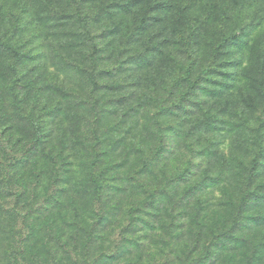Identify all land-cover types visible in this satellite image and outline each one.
I'll list each match as a JSON object with an SVG mask.
<instances>
[{
  "label": "rangeland",
  "instance_id": "374dc122",
  "mask_svg": "<svg viewBox=\"0 0 264 264\" xmlns=\"http://www.w3.org/2000/svg\"><path fill=\"white\" fill-rule=\"evenodd\" d=\"M105 5H109L106 27L94 20L91 23L97 26V44L105 47L113 38L118 46L101 53L100 68H113L115 73L99 78L105 85H119L116 91L96 88L88 81L84 70L93 66L88 58L92 50L74 34L79 27L68 17L79 6L98 19L99 9ZM181 31L191 36L184 41H192L197 53L193 79L200 85L190 104L192 110L197 109L194 121L203 116L202 111L214 113L217 127H194V121L188 120L190 132L183 137L174 134L164 144L156 136L157 127L152 126L151 136L142 114H123L126 99L120 104L118 99L134 92L130 103H135L136 96L149 87L159 89L163 98L167 96L159 74L172 84L166 73L175 69L176 62L171 69L159 67L156 61L152 69L142 56L136 58L132 48H149L158 56L160 42ZM224 34L230 36L228 62L202 77L212 62L211 48H204L205 44L221 42ZM148 50L142 49V54ZM177 62L180 74L188 56ZM250 77L256 78L250 82ZM49 82L55 84L50 93L46 89ZM37 88L43 95L38 104ZM14 94L22 100L21 115L13 107ZM1 101L6 117L0 121V264H127V255L117 261L111 255L123 239L121 229L128 223L130 207L144 199V190L138 185L142 181L150 189L159 193L169 189L175 196L182 195L189 184L209 183L211 187L187 197L185 206L194 216L196 197L207 205V225L212 229L205 237H209L230 217L229 207L221 200L227 195V200L237 199L243 193L239 186L247 183L243 174L264 146V0H0ZM41 122L45 131H51L43 144L58 163L56 182L50 156L38 147L32 149ZM159 145L174 151L166 169L157 167L152 176L145 177L138 172L142 151ZM104 169L113 195L97 199L90 173ZM184 169L191 173L186 182L176 185L171 178ZM259 169L258 181L263 183L264 155ZM37 173L42 174L41 185L34 183ZM16 183L26 189L16 188ZM112 185L126 190L120 192ZM262 199L254 208L262 220L254 222L253 229L246 230L249 233L245 231L253 242L264 240V194ZM119 205L124 207L122 220L113 214ZM180 206L168 202L154 218V227L144 226V232L128 234L146 243L141 249L148 260L142 264H179L182 249L192 246V235L186 233L174 245L178 250L169 251L174 240L162 228L164 220L170 222L167 209L175 208L174 213ZM103 211L110 218L100 227L95 219ZM144 233L153 237L148 240ZM164 251H169V262H165ZM197 252L195 249L194 254Z\"/></svg>",
  "mask_w": 264,
  "mask_h": 264
},
{
  "label": "trees",
  "instance_id": "16d2710c",
  "mask_svg": "<svg viewBox=\"0 0 264 264\" xmlns=\"http://www.w3.org/2000/svg\"><path fill=\"white\" fill-rule=\"evenodd\" d=\"M109 10V5H105L99 9V17L98 19L91 18V15L85 12L82 7L76 6L75 11L68 15L71 20H74L76 25H78L79 30L75 31L74 34L78 35L82 40L87 42L91 47V52L89 53V61L93 66L91 69L84 70L88 81L96 88L104 87L112 90H118L119 85H105L99 81V78L103 77L105 74H113L115 71H112L113 68H100L101 60L103 56L101 53H105L109 47L117 48L118 46H114L112 41L113 38H109V41L104 45L105 47H101L97 44V39L99 34L96 33L95 23H104L106 27V14ZM104 14V15H102ZM108 17V16H107ZM67 18V17H65ZM91 20H94V25L91 23ZM119 23V22H118ZM107 31H112V29L106 28ZM110 36V34H109ZM178 37L180 40H175L174 38ZM190 35H187L184 31L180 32V35H175L172 37H168L160 42V44L156 47L158 56L151 52V49H146L144 47L136 46L132 48L133 53L138 57H143L142 61L144 64L149 65L152 69L158 61V66H166L167 68H171V64L176 62L175 69L168 71L166 75H168L167 79L170 77L173 81L172 84L167 83L163 74H159L160 79L166 83L164 89L167 92V96L163 98L160 95V90L157 88H150L148 91H144L143 95H137L135 103H130V100L133 97L134 92H130L128 94L122 95L118 100L119 104L124 101L126 102V106L123 110V114L129 116H136L138 114H142L145 119L144 126L146 127V131L151 135L154 133L152 126L157 127L156 136L162 143L166 144V141H169L171 137L176 134H179L183 137V135H187L190 132V127L188 126V120L194 121L193 116L196 114V110H192L190 108V104L192 102V98L195 97V90L199 88L200 81L193 79V66L197 62V53L195 52V48L192 47L193 42L184 41L185 39H190ZM230 36L223 35V40L221 42H213L207 41L204 48H211V56L212 62H210L209 67L203 70L202 77L207 75L214 74L216 68L219 65L228 62L226 54L228 52ZM130 43V42H129ZM203 48V47H202ZM113 49V50H114ZM148 50V53L142 54L141 50ZM133 54V55H134ZM115 57L117 54H114ZM188 56V63L181 65L182 71L179 74V62L178 59L182 56ZM226 58V62H224ZM223 62V63H222ZM232 62V60H230ZM99 64V65H98ZM141 67V66H140ZM177 67V68H176ZM172 69V68H171ZM183 72V73H182ZM138 78L143 79L139 74ZM256 77H250V82H252ZM39 80V79H37ZM55 84L49 82L46 89L50 93L51 88H54ZM35 88V87H34ZM123 87H120L122 90ZM34 92L36 95V104L38 101L42 100V94L39 95V88L35 89ZM141 93V92H140ZM242 95V93L240 94ZM239 95V96H240ZM128 99H127V98ZM13 107L16 109V113L21 115L24 112V108L21 105L22 100H20L16 94L12 98ZM59 107H54V109L58 110ZM1 108H4V102L1 101L0 104V121L6 116L2 114ZM115 112L117 110V104L114 103ZM150 108V109H149ZM154 108H157L154 110ZM198 110H203L198 108ZM62 109L59 111L61 112ZM143 111V112H140ZM207 114L202 111V117H195L194 127H198L199 125L205 126L206 128L216 129V121L217 116L212 113ZM39 136L37 137V142L35 143L33 150L38 147L42 149V153L47 156H50L52 159L51 173L54 182L59 178L58 163L55 160V157L52 154H49L45 151V146L43 144L44 136L50 134L49 131H45L42 122L37 123ZM153 132V133H151ZM154 137V135H151ZM42 142V143H41ZM165 146V145H164ZM37 149V150H40ZM168 148H164L162 145L157 146L155 149L151 148L147 150H143V156L141 157L140 167L138 172H141L145 177L152 176L157 167L162 171L166 169V162L168 161L171 153L174 151H168ZM264 155V146L262 150L255 155L253 161L251 162L250 167L247 169L246 175L243 174V177L247 180V183H241L239 186L243 189V193L238 196L237 199H226L222 202L229 207L230 217L228 219H223L220 224L216 227V231H212V234L209 237H205L208 229H212V227L208 228L207 220L209 218V214L206 211L207 205H202V201L199 197L196 202V210L197 213L193 216L190 212L186 211L185 206L186 198L193 197L197 190H202L203 188L211 187L209 183H197V184H189L187 188L184 189L183 194L179 196H175L173 191L169 189H164L161 193H159L156 189H150L149 186L145 184L144 181L138 182V185L143 188L144 199L140 204L131 206L128 211V222L121 229V235L123 239H120L118 242V247L116 252L111 256L117 261L123 256L127 255L128 261L127 264H142L148 260V258L143 255L144 250L141 247H145L146 243L144 241L138 242L136 237L130 238L128 234L136 235L141 231H145L144 226H155L156 217L160 216V209L164 207L166 208V204L168 202H172L175 204H180V208L173 213L175 208H168L167 214L170 217V222L164 220L162 223V228L164 231H168L172 241V247L169 251L178 250V247H174L176 241L182 237L186 233H190L193 238L192 246L186 249H182L184 252L183 256L179 260V264H264V240H257L253 242V240L247 236L249 233L247 229H253L252 224L256 221L262 220L260 219L262 216L256 214L254 208L259 205L263 199L262 196L264 194V182L260 183L258 180L260 178V164L261 159ZM105 160V159H104ZM98 160V163L104 161ZM195 163H191L194 166ZM97 165V163L95 164ZM94 165V167H95ZM196 165V164H195ZM109 167V166H108ZM162 167V168H161ZM110 168V167H109ZM107 169L101 170L100 172L92 171L90 173L91 178V190L96 194V198L100 199L103 195H113L111 187L109 186V177H105V171ZM191 173V169H184L177 176H173L172 182H175L176 185L180 184V182H186L188 174ZM36 181L34 183H39L41 185L42 174L37 173ZM208 177V176H206ZM208 180L210 178L208 177ZM208 182V181H206ZM259 182V183H258ZM20 183H16V188H23L19 186ZM22 184V183H21ZM24 186L25 183H23ZM174 184V183H168ZM12 185H9V189ZM112 187L116 189H121L120 192H124L126 189L124 187L118 185ZM177 186L175 187V189ZM26 189L25 187L23 188ZM57 188L56 190H58ZM23 190V191H24ZM114 190V189H112ZM21 191V192H23ZM20 192V193H21ZM174 197H177L174 199ZM191 203V202H190ZM189 203V204H190ZM235 206V208H234ZM112 208H115L112 207ZM119 208V210H118ZM123 206H117L116 212L113 214H117V217L122 220V210ZM254 215V219L252 220V214ZM211 213H215V210L211 211ZM99 218L95 219L100 227L105 225L104 221L109 220V215L105 211L98 215ZM252 220V221H251ZM258 223V222H257ZM102 231V229L100 230ZM178 231V232H176ZM246 231V234H245ZM176 232V233H175ZM146 238L149 240L153 237V234H145ZM206 239V241H205ZM107 240V238H106ZM188 246V244L186 245ZM194 246V247H193ZM246 248H248L247 251ZM198 250L196 254H194V250ZM168 251V252H169ZM138 252L142 253V256H138ZM167 252V253H168ZM164 253L167 256V260L165 262H169L166 251ZM171 262V261H170ZM15 264H21L20 262H16Z\"/></svg>",
  "mask_w": 264,
  "mask_h": 264
}]
</instances>
